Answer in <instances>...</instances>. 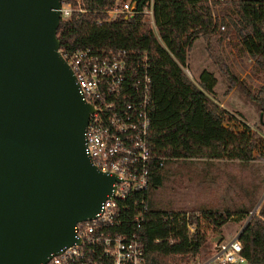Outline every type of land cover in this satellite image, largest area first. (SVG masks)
I'll list each match as a JSON object with an SVG mask.
<instances>
[{
  "label": "water",
  "instance_id": "water-1",
  "mask_svg": "<svg viewBox=\"0 0 264 264\" xmlns=\"http://www.w3.org/2000/svg\"><path fill=\"white\" fill-rule=\"evenodd\" d=\"M60 5L0 0V264H46L116 181L85 152L93 106L59 51Z\"/></svg>",
  "mask_w": 264,
  "mask_h": 264
},
{
  "label": "trees",
  "instance_id": "trees-1",
  "mask_svg": "<svg viewBox=\"0 0 264 264\" xmlns=\"http://www.w3.org/2000/svg\"><path fill=\"white\" fill-rule=\"evenodd\" d=\"M122 1L124 0H80L79 2L62 0L63 3H71L74 9L70 18L60 20L57 28L61 52L65 54L82 48L97 51L125 49L130 52L138 51V54L147 53L154 61L159 59L161 54L166 52L161 50L158 53L160 45L157 35L140 12L150 0H133L137 11L133 16L125 17L124 14L117 13L113 19H110L108 12ZM229 1L212 0L210 6L209 0H152L156 10L164 11L163 7L167 5V11L172 17L171 22H163L156 26L161 40L170 41L168 54L171 58V62L159 64L158 70L165 77V81L174 84L176 89L184 88L188 91L191 87H195L181 67L187 66V51L192 43V33L201 34L205 40V50L209 59L219 69L229 87L236 88L264 116V85L258 88L248 85L232 72L223 55V43L227 33L223 31L224 29H220V26L222 24L225 26V21L220 22V19L214 15L213 8L226 7ZM231 4L234 9L242 13L240 0H232ZM186 17L191 20L190 28H178V22ZM191 28L194 29L193 32H190ZM250 28L259 37L260 45V49L252 53L254 68L264 77V36L258 27L250 24ZM215 83L216 78L212 73L207 71L201 73L198 85L202 89L211 92ZM155 100L156 96L152 88L149 109L153 121L156 111ZM220 113H224V110H220ZM181 129V123L171 128L176 133ZM256 136V133H252L241 141L228 142L218 129L216 136L210 138L207 146L197 145L192 138H189L187 148L193 149L199 146L198 149L203 153L213 150L217 158H222L227 150L232 149L235 157L248 162L254 158ZM175 163L177 160L171 158H166L162 164L155 159L149 162L148 185L143 193L147 209L138 227L136 221L131 220L125 226V229L136 232L143 242L145 264H190L196 257H206L208 233L211 230L219 232L234 214L248 218L256 204L255 190L247 185H239L247 204L237 207L234 211H220L209 203L190 210H174L166 207L157 200L155 193L166 181L183 185L184 174L173 167ZM180 163L185 166L186 174L190 175L194 162L183 159ZM141 196L135 193L120 201V205H128L126 210H123L125 216L130 217L137 212ZM237 240L246 258L244 264H264V199L247 225L238 232Z\"/></svg>",
  "mask_w": 264,
  "mask_h": 264
},
{
  "label": "rangeland",
  "instance_id": "rangeland-1",
  "mask_svg": "<svg viewBox=\"0 0 264 264\" xmlns=\"http://www.w3.org/2000/svg\"><path fill=\"white\" fill-rule=\"evenodd\" d=\"M231 2L232 0L226 7L213 8L214 15L220 22L225 21L223 31L227 33V37L223 43V55L233 73L251 87L258 88L264 85V77L254 68L252 53L259 50L260 45L259 37L250 28V24L258 27L264 36V0H240L242 13L234 9ZM163 8L164 11L154 9L155 26L172 20L167 11L168 6L164 5ZM115 16L116 13H109L110 19ZM177 26L190 28L191 20L183 18ZM193 30L191 28L190 32ZM191 36L187 66L180 67L195 87L188 91L184 88L176 89L174 84L166 82L165 77L160 74L158 65L171 62L167 51L170 41H159L158 53L161 50L166 53H162L154 61L156 111L153 126L157 134V154L177 160L173 167L184 174L183 185L166 181L156 191L155 197L174 210H190L209 203L220 211H234L247 204L239 185H247L255 190L256 203L264 194V116L236 88L229 87L219 69L209 59L203 36L194 32ZM203 71L212 73L216 78L211 92L198 85ZM220 110H224V113H220ZM180 123L182 129L179 132L171 130L175 124ZM218 129L228 142L241 141L256 133L254 158L244 162L234 156L232 149L227 150L222 158H217L213 150L203 153L198 149L199 146L187 148L189 138L197 145L207 146ZM230 137L233 139H229ZM183 159L194 162L190 175L186 174L185 166L180 163ZM246 219L247 217L234 214L219 232L211 230L208 233V241L213 243L222 238L236 237Z\"/></svg>",
  "mask_w": 264,
  "mask_h": 264
},
{
  "label": "built area",
  "instance_id": "built-area-1",
  "mask_svg": "<svg viewBox=\"0 0 264 264\" xmlns=\"http://www.w3.org/2000/svg\"><path fill=\"white\" fill-rule=\"evenodd\" d=\"M73 9L71 3L61 0L60 20L70 18ZM136 12L135 2L124 0L108 13L130 17ZM140 12L161 41L153 22L152 0ZM59 51L74 73L83 100L93 106L84 134L85 152L99 170L115 176L116 181L95 216L75 225L76 241L53 254L46 264H145L143 242L125 226L131 220L138 227L147 209L143 193L149 162L155 159L162 164L166 159L157 154L149 109L154 59L125 49ZM135 193L142 195L139 208L127 217L123 210L128 205L119 203ZM207 251L206 257H196L190 264L246 263L236 237L210 243Z\"/></svg>",
  "mask_w": 264,
  "mask_h": 264
},
{
  "label": "crops",
  "instance_id": "crops-1",
  "mask_svg": "<svg viewBox=\"0 0 264 264\" xmlns=\"http://www.w3.org/2000/svg\"><path fill=\"white\" fill-rule=\"evenodd\" d=\"M223 239V238H222ZM210 243H212V242H208V244L207 245H209ZM214 243V242H213Z\"/></svg>",
  "mask_w": 264,
  "mask_h": 264
}]
</instances>
